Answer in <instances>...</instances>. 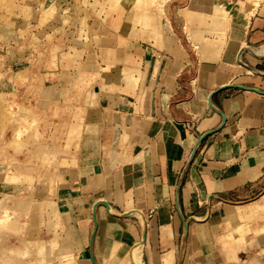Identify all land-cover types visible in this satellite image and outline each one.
<instances>
[{"label":"crops","instance_id":"crops-1","mask_svg":"<svg viewBox=\"0 0 264 264\" xmlns=\"http://www.w3.org/2000/svg\"><path fill=\"white\" fill-rule=\"evenodd\" d=\"M160 4L162 13L138 0L103 6L108 23L97 28L109 54L97 43L92 86L17 88L60 114L63 130L39 131L48 152L37 156L47 164L16 166L46 179L30 175L16 201H0L1 214L16 202L18 218L29 205L27 228L17 234L27 223L17 219L12 233L34 247L28 257L27 245L0 250V264H93L91 250L97 264H223L254 245L248 216L264 214V93L227 86L211 95L225 124L201 141L178 196L177 186L197 137L222 120L211 91L226 83L264 91V0ZM182 216L190 218L185 239Z\"/></svg>","mask_w":264,"mask_h":264},{"label":"rangeland","instance_id":"rangeland-1","mask_svg":"<svg viewBox=\"0 0 264 264\" xmlns=\"http://www.w3.org/2000/svg\"><path fill=\"white\" fill-rule=\"evenodd\" d=\"M99 1L102 9L97 8ZM161 1L138 0V3L156 9ZM73 4L67 9L49 7L50 4L45 5L43 0H0V201H16L15 197L23 190L18 187L20 182L30 181V175H38L39 180L46 179L43 172L28 170L21 173L16 166L47 164L46 158L40 161L37 156L40 151L43 156L48 152L43 145L47 135L44 134L43 144L39 143V131H51L60 136L63 130L60 114L47 115L45 106L37 108L32 93L24 97L17 88L22 84L53 81L63 82L70 90L74 87L83 89L87 84L92 86L97 73V43H102L101 53L106 54L103 47L107 36L97 24L101 21L108 23L103 6H109L110 0H73ZM119 42L112 53L118 58L123 53ZM103 64L109 65L107 62ZM53 71L54 75H50ZM68 95L72 96V91ZM51 119L54 121L50 122ZM60 143L58 140L57 146ZM29 191L25 189L23 194L28 195ZM14 208L0 215V250L7 248L9 254L10 248L21 250L27 245L26 250H21V256L28 257L34 247L28 239L15 238L12 230L17 219H27L26 224L18 227L17 234L27 228L28 216H25L24 208L29 205L19 208L18 212L24 213L19 218V214H14ZM248 218L257 225L252 229L255 236L258 235L252 241L254 245H247L244 252L229 257L223 264H264V214ZM260 227L262 229H258Z\"/></svg>","mask_w":264,"mask_h":264},{"label":"water","instance_id":"water-1","mask_svg":"<svg viewBox=\"0 0 264 264\" xmlns=\"http://www.w3.org/2000/svg\"><path fill=\"white\" fill-rule=\"evenodd\" d=\"M227 86H237V87H240V88L251 89V90L256 91V92H259V93H264L263 90H259L258 88H255V87L243 86V85H241V84H236V83H226V84H222L221 86H219V87H217L216 89L212 90L211 93H210V95H209V97H208V103H209V105H210L212 108L216 109L217 111H219V110H218L217 108H215V106H213V104L211 103V99H210V97H211L212 94H214V93H215L216 91H218L219 89L224 88V87H227ZM219 113H220V115H221V117H222V120H221L220 124H219L217 127H215V128H212V129H209V130L203 132L202 134H200V135L197 137V139H196V141H195V143H194V145H193V147H192V150H191V152H190L189 158H188V160H187V162H186L185 168H184V170H183V172H182V174H181V176H180L179 183H178V186H177V196H178V192H179V190H180V186H181V182H182V179H183V176H184L185 170H186L188 164L190 163V161L193 159V157H194V155H195V153H196V151H197V149H198V147H199L201 141L203 140V138H204L205 136H207L208 134H210V133H212V132H214V131L220 129V128L225 124L226 116H225L221 111H219ZM96 206H97V204H95V205L93 206V216H94V219H95V209H96ZM189 220H190L189 217L184 218V217L182 216V221H183V239H185L186 234H187V229H188V225H189ZM95 230H96V219L94 220V228H93V231H92V234H91V241H90V245H91V246H92V241H93V238H94ZM91 259H92L93 264H97V262H96L95 259H94V256H93V253H92V250H91Z\"/></svg>","mask_w":264,"mask_h":264},{"label":"bare ground","instance_id":"bare-ground-1","mask_svg":"<svg viewBox=\"0 0 264 264\" xmlns=\"http://www.w3.org/2000/svg\"><path fill=\"white\" fill-rule=\"evenodd\" d=\"M156 2H157V1H156ZM158 2H159V1H158ZM158 2H157V3H158ZM158 5H159V4H158ZM160 5H161V4H160ZM159 7H160V10H161L160 12L162 13V5L159 6ZM2 202H6V201H1V205L4 207V206H5L4 204H6V203H3V204H2ZM13 202H14V201H13ZM15 203H16V202H15ZM15 203H14V206H13V207H15V206L17 205V204L15 205ZM1 205H0V206H1ZM10 206H11V204H10ZM10 206L7 205V209H8V208H11ZM17 206H18V205H17ZM26 206H27V205H26ZM3 207H0V208H3ZM5 208H6V207H5ZM5 208H4V209H5ZM0 211L2 212L1 209H0ZM0 214H1V213H0Z\"/></svg>","mask_w":264,"mask_h":264}]
</instances>
